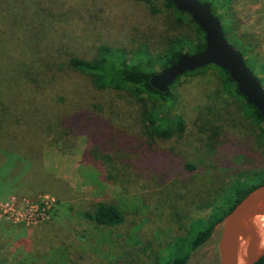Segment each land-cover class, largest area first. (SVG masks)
Instances as JSON below:
<instances>
[{
    "label": "rangeland",
    "instance_id": "rangeland-1",
    "mask_svg": "<svg viewBox=\"0 0 264 264\" xmlns=\"http://www.w3.org/2000/svg\"><path fill=\"white\" fill-rule=\"evenodd\" d=\"M8 1L0 6V99L9 104L0 123V264H165L175 242L220 216L236 178L249 184L245 177L263 169L257 127L214 69L181 77L163 103L96 89L66 67L71 57L94 58L99 46L157 54L173 39L193 38L162 0H153L156 12L138 0H28L25 19L3 16ZM228 14L247 55L264 64V0H231ZM246 65L260 79L256 63ZM151 113L164 114L170 129L181 119L180 135L148 139ZM44 197L53 201L41 221L1 210L8 203V213L22 216ZM100 204L117 207L122 223L108 228L85 217ZM220 229L187 264H218Z\"/></svg>",
    "mask_w": 264,
    "mask_h": 264
},
{
    "label": "trees",
    "instance_id": "trees-1",
    "mask_svg": "<svg viewBox=\"0 0 264 264\" xmlns=\"http://www.w3.org/2000/svg\"><path fill=\"white\" fill-rule=\"evenodd\" d=\"M5 1L3 0L0 6L4 5ZM138 1L146 3L152 12H156L152 5L153 0ZM198 1L208 2L210 4L211 13L216 16L218 21L221 23L222 32L225 38L228 36L235 38L236 40L238 39L235 36V31L232 29V24L229 23L230 14H228V12L231 9V0ZM13 3L17 4L18 8L13 7ZM162 3L163 8L171 12L177 22L184 23L191 27L195 34L193 38L188 36L173 39L162 51L157 54H150L147 51H142L140 49L132 50L128 54V52H124L120 48L99 46L96 50V56L94 58L84 60L71 57L67 60L66 67L87 76L96 89H110L117 92L124 91L129 93L134 99H143V96H146L147 98L153 97L157 101L163 103L172 99L173 96H171V90L181 77L191 76L206 69H214L222 74L221 81L223 90L231 97L237 98L242 102V106L244 110H246L244 116L245 119L249 120L255 127H257V133L255 134V137L256 141L258 142V146L260 147L264 162V119L261 117L257 109L251 104V102L239 94L236 84L230 79L228 73L224 70L217 66L209 65L204 68L197 69L194 72H187L183 76L178 77L165 93H160L150 86L149 80L151 76L160 73L164 68L176 63L178 58L183 54L191 55L203 51L206 45L204 32L196 25V23L188 14L177 11L170 0H162ZM7 4L8 11L3 15L5 18L11 16L20 17V14L22 13L20 19H25V11L27 14V9H29L28 0L27 2L26 0H10L7 2ZM20 6H22V9ZM217 11H221L220 14H216L215 12ZM18 20L19 18L13 19L9 22V24H17L16 21ZM226 21H228L229 24ZM240 42L238 41V43L242 46L243 44ZM242 48L243 52L245 53L244 54L242 52V55L244 54L246 57V59L244 58L245 64L246 60H252L256 63L255 66L257 67L258 73L260 74L259 80L261 85L264 87V64L259 63L258 65L254 58H252L250 55H247V50H245L243 46ZM155 67H158V72H156ZM19 69L24 70L20 66ZM19 69L16 72H18ZM16 72L14 77L16 76ZM2 101L3 99L1 98L0 123L3 125V123H6V116L8 117L6 107L9 106V104L5 105V103ZM35 107L37 108V105ZM158 115L159 114L156 113L147 114V126L144 128L146 129L145 134L148 139H168L176 133H179L180 135L181 131L183 130V122L181 119L177 120L176 129H170L167 126L168 120L164 117L165 115L162 114L161 117ZM66 152L68 153L69 151L67 150ZM92 154L94 155L95 153ZM8 158H10V155ZM15 159H17V157ZM29 162H31L30 159ZM29 162H27V164H29ZM7 163L8 162L6 161V164ZM188 167L192 168L193 166L189 164ZM2 178L6 179V176L2 175L1 179ZM245 178L249 180V184H246L245 180H242V178H236L232 182L229 193L223 194L222 196L223 204L221 207H224V210L221 212L220 216H213L215 217L213 222H211L212 218L208 219L210 224L207 228L203 230H197L196 233L191 234L192 236L189 234L188 237H185L184 239L174 243L175 247L171 251V257H169V260H167L165 264H187L190 255L210 238L215 225L221 223L223 217L229 213L236 206V204L239 203L251 190L264 184V167L261 170L249 173ZM85 217L92 220V222L97 226L108 228L120 225L122 223V216L117 207L106 204H100L95 208L93 214H85ZM183 244L188 246V252L185 254L180 253L179 245ZM256 264H264V257H262Z\"/></svg>",
    "mask_w": 264,
    "mask_h": 264
},
{
    "label": "water",
    "instance_id": "water-1",
    "mask_svg": "<svg viewBox=\"0 0 264 264\" xmlns=\"http://www.w3.org/2000/svg\"><path fill=\"white\" fill-rule=\"evenodd\" d=\"M170 1L204 32L206 45L203 51L183 54L176 63L151 76L150 86L165 93L178 77L214 65L228 73L239 94L249 100L264 119V87L246 66L241 51L228 43L221 23L211 13L210 4L198 0ZM260 220H264V184L251 190L223 217L217 241L218 264H256L264 257Z\"/></svg>",
    "mask_w": 264,
    "mask_h": 264
},
{
    "label": "built area",
    "instance_id": "built-area-1",
    "mask_svg": "<svg viewBox=\"0 0 264 264\" xmlns=\"http://www.w3.org/2000/svg\"><path fill=\"white\" fill-rule=\"evenodd\" d=\"M45 201H42L40 203H29L26 204V206L23 209V215H17V214H10L9 211H12V209H6L8 207V203L3 204L1 206V210L3 212V215L14 219V220H21L26 223H34L37 221H41L45 218L47 215V211H49L50 207L52 206V201L49 200L48 197H44ZM13 201V200H12Z\"/></svg>",
    "mask_w": 264,
    "mask_h": 264
},
{
    "label": "crops",
    "instance_id": "crops-1",
    "mask_svg": "<svg viewBox=\"0 0 264 264\" xmlns=\"http://www.w3.org/2000/svg\"><path fill=\"white\" fill-rule=\"evenodd\" d=\"M55 178H56V181H58L60 183L64 182V183H70V185H72L71 180L67 176H62V174H58V175H56Z\"/></svg>",
    "mask_w": 264,
    "mask_h": 264
},
{
    "label": "bare ground",
    "instance_id": "bare-ground-1",
    "mask_svg": "<svg viewBox=\"0 0 264 264\" xmlns=\"http://www.w3.org/2000/svg\"><path fill=\"white\" fill-rule=\"evenodd\" d=\"M259 229H260V241L261 244H264V220H260L259 222Z\"/></svg>",
    "mask_w": 264,
    "mask_h": 264
}]
</instances>
